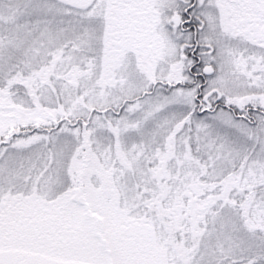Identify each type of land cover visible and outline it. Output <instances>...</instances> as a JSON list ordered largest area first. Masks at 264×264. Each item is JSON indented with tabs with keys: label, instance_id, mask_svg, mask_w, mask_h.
<instances>
[{
	"label": "snow or ice",
	"instance_id": "obj_1",
	"mask_svg": "<svg viewBox=\"0 0 264 264\" xmlns=\"http://www.w3.org/2000/svg\"><path fill=\"white\" fill-rule=\"evenodd\" d=\"M0 264H264V0H0Z\"/></svg>",
	"mask_w": 264,
	"mask_h": 264
}]
</instances>
